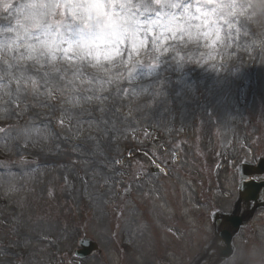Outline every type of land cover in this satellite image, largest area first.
Here are the masks:
<instances>
[{"label":"rangeland","instance_id":"374dc122","mask_svg":"<svg viewBox=\"0 0 264 264\" xmlns=\"http://www.w3.org/2000/svg\"><path fill=\"white\" fill-rule=\"evenodd\" d=\"M232 12L249 27L244 48L235 46L230 59L225 54L223 68L219 58L209 65L189 64L184 69L172 62L155 69L151 65L139 68L137 79L143 85L154 79L164 81L167 104L145 107L150 100L143 89H130L131 96L118 105L115 132H104L103 125L95 122L78 132L74 121L62 116L61 105H70L68 97L59 94L48 101L55 105L54 112L39 105L24 111L21 104L20 119L0 120V127L7 129L12 124L29 123L39 113L41 120H51L52 129V134L39 142L8 141L0 133V152L8 159L0 164L15 174L11 181L0 178V264H22V259L5 260L4 255L13 258L5 253L7 246L18 240L15 247L20 251V243L38 231L65 237L64 251L78 248L80 233L93 236L103 249L97 264H170L178 247L164 255L160 246L173 240L166 226H175L178 220L197 228L191 254L201 250L208 230L202 224V210H196L203 196L199 189L204 186V194L213 195L221 192L217 186L223 183L228 184L225 189L233 187L229 193L235 194L238 175L233 168L246 159L253 161V156L264 157V0H241ZM181 79L197 86L195 95L184 103L177 97ZM28 103L35 101L29 98ZM257 110L260 115H255ZM260 131L253 139V133ZM89 136L93 139H87ZM25 143L27 147H21ZM20 156L36 160L21 165L16 163ZM153 168L161 169L160 173ZM187 184H192L191 195ZM59 198L67 213L53 208L63 218L65 215V223L54 224L59 226L54 229V225L38 229L46 221L59 220L54 217L58 212L45 211L52 209L46 205ZM216 198L219 203L221 198ZM190 199L193 212L186 213L184 205ZM113 205L117 216L110 223L106 208ZM167 208L178 212L162 218ZM73 214L81 227L70 223ZM161 230L169 236H161ZM260 233L263 237L264 228ZM181 240L189 251L187 235ZM246 250L249 246L234 264L246 256ZM86 262L90 264L91 259ZM173 262L187 261L182 255Z\"/></svg>","mask_w":264,"mask_h":264},{"label":"snow or ice","instance_id":"6c2138e0","mask_svg":"<svg viewBox=\"0 0 264 264\" xmlns=\"http://www.w3.org/2000/svg\"><path fill=\"white\" fill-rule=\"evenodd\" d=\"M240 3L0 0V120L20 119L21 104L24 111L39 105L54 112L55 105L48 101L59 94L68 97L70 105H61V114L74 121L78 132L94 122L103 125L104 132H115L118 105L131 96L130 89H143L150 100L145 107L167 104L164 81L154 79L143 85L137 79L139 68L151 65L155 69L172 62L184 69L189 64L209 65L217 58L223 68L225 54L230 59L235 46L244 48L249 27L232 12ZM178 84L181 103L195 95V83L181 79ZM29 98L35 103L29 104ZM39 116L29 123L0 127V133L8 141L46 140L52 134L51 120ZM59 123L64 125V119ZM23 160L20 156L16 163L23 165ZM239 173L243 192L250 182L255 184L256 177L243 167ZM0 178L14 180L12 168L0 164ZM258 195L264 199V194Z\"/></svg>","mask_w":264,"mask_h":264},{"label":"flooded vegetation","instance_id":"af4514ba","mask_svg":"<svg viewBox=\"0 0 264 264\" xmlns=\"http://www.w3.org/2000/svg\"><path fill=\"white\" fill-rule=\"evenodd\" d=\"M49 236L50 235H45V237H46L45 240L49 244L47 246H49L51 248V253L55 257H58V255L61 254L60 251H59V243L64 241V237L59 238V237L51 236V238L53 239V242L51 243V240L48 238ZM36 238L37 237H35V236L31 237L32 241L36 240Z\"/></svg>","mask_w":264,"mask_h":264}]
</instances>
